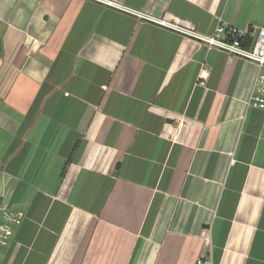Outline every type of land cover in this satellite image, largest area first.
Masks as SVG:
<instances>
[{
	"label": "crops",
	"instance_id": "0c3cea01",
	"mask_svg": "<svg viewBox=\"0 0 264 264\" xmlns=\"http://www.w3.org/2000/svg\"><path fill=\"white\" fill-rule=\"evenodd\" d=\"M107 1L0 0V264H264V0Z\"/></svg>",
	"mask_w": 264,
	"mask_h": 264
},
{
	"label": "built area",
	"instance_id": "2783aa9c",
	"mask_svg": "<svg viewBox=\"0 0 264 264\" xmlns=\"http://www.w3.org/2000/svg\"><path fill=\"white\" fill-rule=\"evenodd\" d=\"M112 7H121L118 4L107 0H93ZM122 10L134 14L140 18L150 20L139 11L123 8ZM166 24L165 22H160ZM178 32L185 33L197 38L209 48L218 49L227 53L230 58H240L254 62L259 68L264 70V28L239 29L235 26L221 23L212 35H202L195 30H191L180 23L169 25ZM201 79L207 80L209 71L204 69L201 73ZM250 103L253 107L264 110V71L256 78L254 89L250 97ZM25 219V213L5 210L0 222V259L5 249L9 246L14 235V228L20 225ZM196 264H212L211 261L199 259Z\"/></svg>",
	"mask_w": 264,
	"mask_h": 264
}]
</instances>
